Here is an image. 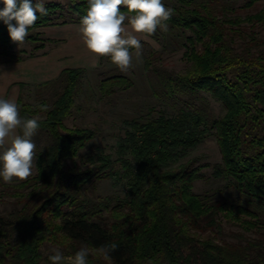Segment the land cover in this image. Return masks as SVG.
I'll list each match as a JSON object with an SVG mask.
<instances>
[{"label": "trees", "instance_id": "1", "mask_svg": "<svg viewBox=\"0 0 264 264\" xmlns=\"http://www.w3.org/2000/svg\"><path fill=\"white\" fill-rule=\"evenodd\" d=\"M256 2L247 0L243 7ZM163 3L175 13L169 28L191 32L184 53L190 66L175 73L157 64L158 50L140 39L149 48L144 66L153 73L155 86L167 97H180L185 106L173 114L127 120L118 165L109 155L90 166L77 163L96 135V128L65 123L76 106L86 68L67 67L55 79L35 84L36 105L23 96L29 83H18L20 115L37 118L36 135L44 133L49 140L36 151V174L14 186L16 206L0 211V264H42L49 257L45 250L54 246L66 256L87 246L94 264H264V48L257 47L254 32L247 39L242 28L243 21L252 27L264 25V7L242 18L229 17L230 4L223 0ZM3 7L0 0V10ZM45 8L47 15L37 13L29 28L25 41L34 43L30 53L13 51L16 43L0 20V63L21 61L48 43L57 44L59 40L36 28L80 23L88 0H50ZM121 11L132 15L124 6ZM131 84L126 75L112 74L98 85L102 93L112 94L116 86ZM201 92L221 100L225 112L218 116L183 98L195 99ZM210 134L221 152L213 176L234 187L238 200L195 193L194 182L203 177L201 166L192 161L172 164ZM112 176L125 179L123 196L87 195L85 188L95 179ZM222 217L239 220L257 235L245 242L219 240ZM108 243L118 245L111 260L97 251Z\"/></svg>", "mask_w": 264, "mask_h": 264}, {"label": "rangeland", "instance_id": "2", "mask_svg": "<svg viewBox=\"0 0 264 264\" xmlns=\"http://www.w3.org/2000/svg\"><path fill=\"white\" fill-rule=\"evenodd\" d=\"M50 1V0H46ZM65 2V0H54ZM230 4L226 14L229 17L239 15L244 18L247 15L256 13L264 7V0H257L251 7H243L247 0H223ZM169 7V6H167ZM170 8V7H169ZM71 24V23H68ZM125 26L129 28L128 23ZM242 28L247 39H250L251 32H254L257 40V47L264 48V25L257 23L252 27L248 21L242 22ZM42 32V27L36 28ZM62 32L57 27H52L47 30V33L58 34ZM191 32L189 30H181L178 28H169L167 32L157 30L155 33L157 38L146 35L145 41L150 43L158 50L159 60L157 64L174 71L175 73L185 72L190 62L185 56V51L189 42L186 36ZM240 39V38H239ZM25 50L30 53L34 50V43L25 41V43L13 47L16 53ZM39 52V51H37ZM133 52L134 67L127 72H121L114 65L109 57H101L98 65L95 68L86 69L84 73L80 90L76 96V106L72 114L65 119L68 126L81 125L96 128V135L81 151V155L77 158V163L83 166H90L98 163L97 159L101 155H109L111 160L117 161L120 157L119 145L127 128V120L138 117L146 119L148 117L157 116L161 112L167 114L175 113L180 107L185 106L183 99L178 96L167 97L165 93L154 85L155 77L153 73L145 70V58L149 53L147 45L142 46V56L137 59L135 50ZM112 74L126 75L132 82L128 86H116L112 94H104L99 89V81L101 78ZM20 88V87H19ZM23 96L26 100L36 105L39 102L35 83H29L22 89ZM200 97L195 99L190 96H183L184 99H192L197 105H204L207 110L215 115H222L226 107L224 103L212 96L209 92H201ZM47 134V133H46ZM34 143L38 148L44 146L49 136L44 133H39L34 138ZM90 157V158H89ZM95 162H91V161ZM192 161L193 166H201L203 177L198 178L194 182L193 191L200 195L211 194L215 198L238 200L239 192L234 187H227L226 180L215 179L213 176V164L221 161L220 148L214 134L207 135L195 148L191 149L188 154L172 164L180 162ZM33 175L36 174V159L34 160ZM30 176V177H31ZM19 180H14L13 183H5L0 178V211L7 213L16 206V196L14 195V186ZM85 188L88 196L96 199L98 196L105 197L111 195L123 196L127 190L125 179L117 176L108 178L95 179L93 184ZM106 214V212H104ZM244 218H250L247 215L240 213ZM223 227L216 234L219 240L245 242L257 235L255 229L246 227L239 220L233 218L222 217ZM52 249H58L54 246L51 249H46L45 253L48 256L52 255ZM65 258L69 257L64 255ZM74 256V255H73ZM42 264H51L47 259ZM64 264H67L66 260ZM87 264H94L88 257Z\"/></svg>", "mask_w": 264, "mask_h": 264}, {"label": "clouds", "instance_id": "3", "mask_svg": "<svg viewBox=\"0 0 264 264\" xmlns=\"http://www.w3.org/2000/svg\"><path fill=\"white\" fill-rule=\"evenodd\" d=\"M2 3L0 20L7 25L11 40L18 45L25 43L29 28L39 18L37 13L47 15L46 0L35 3L32 0H2ZM121 6L132 15L122 12ZM174 14V9L166 7L163 0H88L78 31L89 52L97 57H109L121 72H127L134 67L132 50L137 59L142 56L141 41L133 33L151 36L158 29L167 32V22ZM126 20L130 30L125 26ZM47 107L42 106L44 110ZM39 128L37 118L20 115L15 100L0 98V178L5 183L24 181L33 174L37 159L33 138ZM117 249L116 243H108L97 251L105 260H111V253ZM52 252L48 257L51 264H64L65 260L67 264H87L90 254L87 246H81L74 256L67 258L58 249Z\"/></svg>", "mask_w": 264, "mask_h": 264}, {"label": "crops", "instance_id": "4", "mask_svg": "<svg viewBox=\"0 0 264 264\" xmlns=\"http://www.w3.org/2000/svg\"><path fill=\"white\" fill-rule=\"evenodd\" d=\"M80 23L56 24L42 27V33L57 44L48 43L37 55L21 61L0 63V98L17 100L19 82L41 83L55 79L67 67L95 68L101 57L89 52L78 31ZM52 27L61 29L58 34L47 33ZM138 39H146V34L133 33Z\"/></svg>", "mask_w": 264, "mask_h": 264}]
</instances>
